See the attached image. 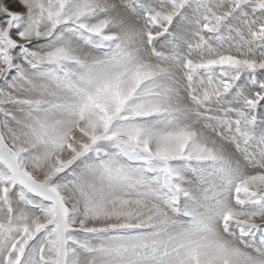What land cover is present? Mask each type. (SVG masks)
<instances>
[{"label":"snow or ice","instance_id":"6c2138e0","mask_svg":"<svg viewBox=\"0 0 264 264\" xmlns=\"http://www.w3.org/2000/svg\"><path fill=\"white\" fill-rule=\"evenodd\" d=\"M0 264H264V0H0Z\"/></svg>","mask_w":264,"mask_h":264}]
</instances>
